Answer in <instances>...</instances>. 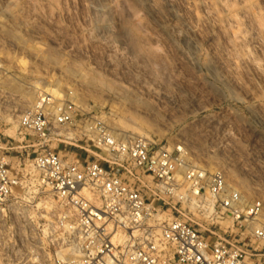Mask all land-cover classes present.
Here are the masks:
<instances>
[{
    "label": "rangeland",
    "instance_id": "rangeland-1",
    "mask_svg": "<svg viewBox=\"0 0 264 264\" xmlns=\"http://www.w3.org/2000/svg\"><path fill=\"white\" fill-rule=\"evenodd\" d=\"M0 63V153L21 179L9 217L34 220L39 253L73 250L57 222L73 210L33 166L42 148L19 126L46 82L77 94L116 133L182 147L189 163L223 170L246 200L264 204V0H0ZM68 141L48 146L70 160L107 157L85 138ZM145 179L152 188L153 177ZM150 200L161 222L180 218L209 238H243L230 219L220 228L189 203L176 210L171 199ZM30 251L25 245L13 261L27 264Z\"/></svg>",
    "mask_w": 264,
    "mask_h": 264
},
{
    "label": "built area",
    "instance_id": "built-area-1",
    "mask_svg": "<svg viewBox=\"0 0 264 264\" xmlns=\"http://www.w3.org/2000/svg\"><path fill=\"white\" fill-rule=\"evenodd\" d=\"M2 69L0 63V73ZM19 126L42 148L33 166L58 200L73 210L57 218L58 226L68 227L73 235V250L68 256L39 253L31 243L34 220L24 214L20 223L11 220V201L21 179L9 156L0 153V264H16L12 254L25 245L34 256L27 264H264L263 201L246 200L229 186L223 170L193 165L183 148L170 150L147 136L116 135L104 116L77 103L71 92L59 102L40 93L20 116ZM82 138L107 157L70 160L48 146L51 141ZM145 174L153 177L152 188ZM145 189L154 200L171 199L176 210L179 203H189L220 228L230 219L236 235L243 238H209L180 218L161 222L162 208L152 203ZM244 240L263 247L249 249L241 243ZM20 257L22 261L25 255Z\"/></svg>",
    "mask_w": 264,
    "mask_h": 264
},
{
    "label": "bare ground",
    "instance_id": "bare-ground-1",
    "mask_svg": "<svg viewBox=\"0 0 264 264\" xmlns=\"http://www.w3.org/2000/svg\"><path fill=\"white\" fill-rule=\"evenodd\" d=\"M3 67V66H2ZM42 85V89H44L43 91H47V93H48V96H50L51 97V99H54V97H58V96H66L67 95V93L66 92H64L62 89H60V88H56V87H54V85L52 84V83H50V82H46V83H43V84H41ZM36 86H33L32 87V90L31 91H26L25 93H24V95L26 96V98H34V95L36 94ZM46 93V94H47ZM73 98H74V100L77 102V103H79L80 105H82V106H84L85 105V103L77 96V94L76 95H74L73 96ZM30 100V99H29ZM125 131V130H124ZM116 135H123V137H134V135H131V134H129V132L128 131H126V132H124V134H118V133H116L115 131H113ZM125 133H128V134H125ZM181 149H182V147H180ZM230 186V185H229ZM47 204V207H49L50 206V203H46ZM38 205H40V203H38ZM34 262H36V260H34L33 261V263Z\"/></svg>",
    "mask_w": 264,
    "mask_h": 264
}]
</instances>
